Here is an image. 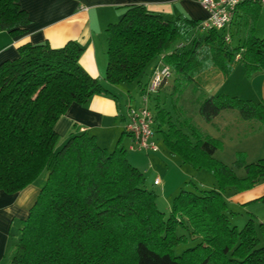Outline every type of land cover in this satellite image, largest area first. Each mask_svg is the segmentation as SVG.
Masks as SVG:
<instances>
[{
	"label": "trees",
	"instance_id": "obj_1",
	"mask_svg": "<svg viewBox=\"0 0 264 264\" xmlns=\"http://www.w3.org/2000/svg\"><path fill=\"white\" fill-rule=\"evenodd\" d=\"M245 5L243 46L233 48L209 30L203 42L178 49L173 45L186 33H197L199 20H169L144 5L123 8L120 20L106 28L105 81L137 82L162 55L180 91L197 87L200 74L211 67L225 78L238 63L249 79L264 72V38L254 30L261 8ZM29 23L20 0H0V33L19 36ZM83 48L75 41L59 49L48 42L26 43L18 48L17 58L0 63V192L17 194L46 173L34 205L21 220L11 264H264V221L251 216L238 229L224 197L228 190L240 193L264 181V157L247 163L245 153L239 152L233 165L218 161L214 153L222 148L220 141L190 121L177 125L157 106L156 130L162 132L167 150L211 174L218 186L181 190L166 215L155 202L156 193L145 187L143 172L128 161L122 137L109 151L93 135L71 134L57 149L55 125L70 107L84 105L95 95H111L81 66ZM202 96L198 110L206 122L222 111L236 110L244 121L264 126L263 100L222 92ZM236 169H244L245 176ZM255 201L264 202V196ZM191 241L192 247L175 253Z\"/></svg>",
	"mask_w": 264,
	"mask_h": 264
},
{
	"label": "crops",
	"instance_id": "obj_2",
	"mask_svg": "<svg viewBox=\"0 0 264 264\" xmlns=\"http://www.w3.org/2000/svg\"><path fill=\"white\" fill-rule=\"evenodd\" d=\"M130 5H144L148 10L161 13L169 20L188 17L202 21L207 16L201 6V0H20V6L28 13L30 23L26 25V31L19 36L12 37L8 32L0 33V63L17 58L18 48L26 43L48 42L52 48L59 49L69 41H75L83 46L81 66L88 75L98 79L111 95H95L84 105L73 104L55 125V130L60 136V146L71 134L87 133L93 135L102 148L112 151L118 138L122 137L121 147L125 149L128 161L143 172L145 187L156 193L155 202L158 208L168 215L173 199L181 190H210L218 186L211 174L182 162L179 156L167 150L160 130H156L155 137L160 146V151L156 153L138 151L134 138L125 130L129 107L142 104L144 85L150 81V72L163 57L158 56L151 61L137 82L110 85L105 81L108 49L106 28L117 23L124 13L123 8ZM248 8V5H244L240 10L236 29V35H242L239 36L240 39L245 36ZM240 65L242 64L238 63L235 70ZM258 76L262 77L261 96L247 98L256 102L264 101V72L255 74L250 80ZM231 77L225 78L219 70L211 67L200 74L197 87L189 85L181 91L176 89L175 98L166 96L165 102L168 103L162 108L177 125H185L190 121L203 133L220 141L222 148L214 153L218 161L233 165L237 153L241 152L246 153L248 163L256 162L264 157V126L260 122L244 121L236 110L222 111L210 122H206L199 114V99H196V93L213 96L222 92L228 95L231 91L228 89ZM175 80L174 74L173 82L164 84L155 95L152 102L155 110L164 92L172 88L170 94L173 96ZM189 88L191 96L186 91ZM195 89H198L197 92ZM184 131L188 130L184 128ZM240 171L244 174L239 175ZM235 173L240 177L245 176L244 169H236ZM157 179L159 182L155 184ZM45 180L40 184L36 182L14 195L0 192V264H11L20 236H15L12 232L14 221L16 217L21 221L28 216ZM262 196L264 181L244 192L235 193L228 190L224 197L228 211L235 214L230 217L232 225L238 227L240 223H245L248 214L256 218L259 212L264 214V210L254 211L261 203L255 200ZM262 221L264 219L259 220ZM20 227L21 222L18 224L19 232ZM194 244L191 241L188 245L192 247Z\"/></svg>",
	"mask_w": 264,
	"mask_h": 264
},
{
	"label": "built area",
	"instance_id": "obj_3",
	"mask_svg": "<svg viewBox=\"0 0 264 264\" xmlns=\"http://www.w3.org/2000/svg\"><path fill=\"white\" fill-rule=\"evenodd\" d=\"M247 3L257 4L264 8V0H201V6L207 16L200 21L194 32H207L214 30L223 37L224 44L233 47L243 46L244 39L238 38L236 29L240 20L241 7ZM237 36V37H236ZM184 45L179 42L176 48ZM240 55L235 59L239 60ZM163 58V57H162ZM160 58L151 73L150 81L143 88L142 104L130 106L126 116L125 130L134 138L138 151L156 153L160 146L156 140V110L152 102L158 91L172 80L174 72L164 60ZM159 180L155 181L158 184Z\"/></svg>",
	"mask_w": 264,
	"mask_h": 264
},
{
	"label": "rangeland",
	"instance_id": "obj_4",
	"mask_svg": "<svg viewBox=\"0 0 264 264\" xmlns=\"http://www.w3.org/2000/svg\"><path fill=\"white\" fill-rule=\"evenodd\" d=\"M254 30H255V35L258 38H264V8L261 9V12L259 14V17H258V20H257V23H256V28ZM239 36L242 37V35H238V38H240ZM204 37H205V33L204 32L203 33L202 32H197V33H190V32H188V33H186L185 38L181 42L184 45V49H189L191 47V44H193L194 41L196 43L197 42H203ZM178 43L179 42H176L173 46L176 47L175 45H177ZM231 76H232L231 77V81L228 83V85H230V88H228V89L231 90V91L229 92L228 95H230V96H237V97H239L241 99H247V98H252V97L257 98V97H260L261 96V93H262L261 92V88H262V81H261V78L262 77L261 76H258L254 80H250L252 77L250 79L248 77H246L245 70L243 69V66L242 65L238 66V68H236V70H234V72L232 73ZM175 77H176V75H175ZM173 79H174V77L172 78V80ZM172 82H170V83H172ZM174 85L176 86V84H174ZM168 91L164 92V96L162 98H160L158 100V102H157V105L156 106H158L161 109H163L162 107H164L168 103V102H165L166 99H167L166 96L169 97V98L170 97L175 98L174 96L177 95L176 94V92H177L176 91V88H175V91L173 90L174 91L173 96H171V94H170L172 92V88H171V90H168ZM186 91L191 96V94H190L191 93L190 92L191 91V88L187 89ZM185 94H186V92H185ZM188 94H186V96ZM197 94L198 93H196V99H199V101L202 100V98H203L202 95L203 94H201V92L198 94L199 96H197ZM225 94H227V93H225ZM169 98H168V100H169ZM60 148H61V146H60V143H59L57 149H60ZM260 151H262V149ZM245 155H246V153H245ZM263 155H264V153H263ZM263 155H261V156H263ZM246 162H247V155H246ZM238 173L240 175L243 172L240 171ZM45 179H46V173H44L39 178V180H37V183L40 184ZM255 210H258V211L264 210V202L259 203L258 206H256L254 208V211ZM247 216H248V219H249L253 215L252 214H248ZM253 217H254V219H255L256 222L257 221L259 222V220L264 219V214L259 212L257 218L255 216H253ZM239 220H241V219L239 218ZM247 221L245 223H247ZM20 222L21 221H20L19 217H16V219L14 221V224H13V228H12V232H13V234L15 236H19L20 235V232L18 230V224ZM245 223H243V224L240 223V225L238 226V229L243 228V226L245 225ZM188 246H190V245H180L179 248L176 249V252L175 253H178L179 254V252H181L183 249H185Z\"/></svg>",
	"mask_w": 264,
	"mask_h": 264
}]
</instances>
